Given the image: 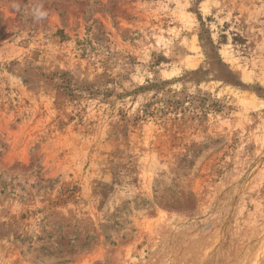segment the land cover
<instances>
[{
	"label": "rangeland",
	"instance_id": "rangeland-1",
	"mask_svg": "<svg viewBox=\"0 0 264 264\" xmlns=\"http://www.w3.org/2000/svg\"><path fill=\"white\" fill-rule=\"evenodd\" d=\"M0 264H264V0H0Z\"/></svg>",
	"mask_w": 264,
	"mask_h": 264
}]
</instances>
